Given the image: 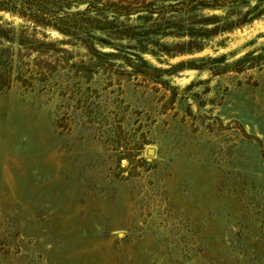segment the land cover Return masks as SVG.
I'll return each instance as SVG.
<instances>
[{
    "label": "rangeland",
    "instance_id": "1",
    "mask_svg": "<svg viewBox=\"0 0 264 264\" xmlns=\"http://www.w3.org/2000/svg\"><path fill=\"white\" fill-rule=\"evenodd\" d=\"M1 3L0 264H264V0Z\"/></svg>",
    "mask_w": 264,
    "mask_h": 264
},
{
    "label": "trees",
    "instance_id": "2",
    "mask_svg": "<svg viewBox=\"0 0 264 264\" xmlns=\"http://www.w3.org/2000/svg\"><path fill=\"white\" fill-rule=\"evenodd\" d=\"M202 3H203V5L214 4V3H209V2H202ZM0 7H4V5L1 3V0H0ZM20 13L22 15H25V12L23 10H21ZM215 17L216 16H207L205 19H212V18H215ZM228 26H229V24L213 25V26H211L209 28L208 27L202 28V31L203 32H212V31H215V30H217L219 28H226ZM200 47L201 46L198 44L195 48H200ZM185 49L186 50H191V49H193V46H189L188 48H184V50ZM181 65H187V66H192V67H200L201 66V64H197L193 59L177 62L174 66H181Z\"/></svg>",
    "mask_w": 264,
    "mask_h": 264
},
{
    "label": "water",
    "instance_id": "3",
    "mask_svg": "<svg viewBox=\"0 0 264 264\" xmlns=\"http://www.w3.org/2000/svg\"><path fill=\"white\" fill-rule=\"evenodd\" d=\"M148 152L151 153V152H152V149L150 148V149L148 150Z\"/></svg>",
    "mask_w": 264,
    "mask_h": 264
}]
</instances>
